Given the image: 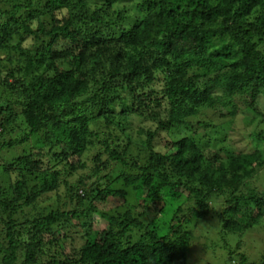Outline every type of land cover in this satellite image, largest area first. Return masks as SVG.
<instances>
[{"label":"trees","instance_id":"obj_1","mask_svg":"<svg viewBox=\"0 0 264 264\" xmlns=\"http://www.w3.org/2000/svg\"><path fill=\"white\" fill-rule=\"evenodd\" d=\"M0 76V264H190L193 216H264V131L201 144L211 113L264 124V0H0Z\"/></svg>","mask_w":264,"mask_h":264},{"label":"rangeland","instance_id":"obj_2","mask_svg":"<svg viewBox=\"0 0 264 264\" xmlns=\"http://www.w3.org/2000/svg\"><path fill=\"white\" fill-rule=\"evenodd\" d=\"M17 63L23 66L22 62L17 61ZM10 81H13V79L11 78ZM263 107L264 102L262 101L260 103V108ZM207 118L213 119L215 123L218 124L217 129H219L220 132L217 135H204L205 140H201V144L204 147H214V145L226 146L229 149L238 147L243 152H253L256 148V146H254L256 140L253 137V134L255 132L264 131V124H262L263 117L252 109L242 110L238 117L234 119L229 118L228 120H230V123L228 122L226 124H224L223 121L221 122L219 114L217 113H211L207 115ZM135 123L136 128L141 125L139 122ZM136 131L137 130H134L133 133L135 140L139 139V134H137ZM206 133L213 134L212 131ZM225 133L228 135H224ZM161 134L165 141H169L170 137L167 132L162 131ZM171 134L174 136H180L185 134V131L172 132ZM259 143L261 145L260 149H263L264 152V142ZM259 143L257 142L256 145ZM163 148H165L164 142L160 143L159 146V149ZM89 157L90 160L87 162V168H81L74 177L79 178L80 175H83L87 177L89 182H92L95 179L93 169H95L96 166L94 165V158L92 159L93 155H90ZM260 176L262 177L260 179L255 178L253 183L255 187L262 191L264 189V171L261 172ZM261 180H263L262 183ZM258 181L259 183H257ZM60 190L63 192L64 187ZM129 197L132 202H136L133 195H130ZM168 206L172 207L169 203ZM166 210L164 211L165 213H163V219L168 223L165 224L162 218L158 221V226L163 231L162 233L168 231L170 222H176L175 219H171L173 210L169 211L167 206ZM220 211V205L214 206V210L208 215L201 218H195L193 216L189 220V228L193 231V244H195L189 252L190 264H241L243 255L247 256L250 262L259 263L260 260L264 258V216L257 220L252 230L236 233L223 229L222 217L219 213ZM92 218L93 221L99 223L101 227L107 224V221L103 218L100 212H95ZM63 233L64 232H62V234ZM82 243V237L77 234L74 236V240L67 239L63 241V249L67 253L79 251Z\"/></svg>","mask_w":264,"mask_h":264}]
</instances>
